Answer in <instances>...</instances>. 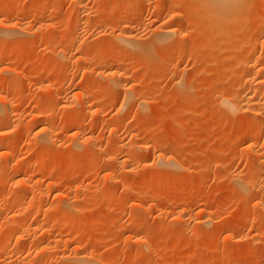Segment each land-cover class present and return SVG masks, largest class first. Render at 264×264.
<instances>
[{
  "label": "rangeland",
  "instance_id": "rangeland-1",
  "mask_svg": "<svg viewBox=\"0 0 264 264\" xmlns=\"http://www.w3.org/2000/svg\"><path fill=\"white\" fill-rule=\"evenodd\" d=\"M73 2L0 0V20L15 14L13 22L1 26L0 32L7 33L14 27L24 29L13 39L0 41V82L8 85L17 80L21 91L0 88V94L15 96V111L19 114L11 128L0 129V144L5 148L11 144L16 151L0 160L2 189L14 187L22 163L27 164L31 170L28 177L35 182L29 196L38 202L37 209L39 204L38 214L35 207L29 211V220L40 230L39 234L32 233L35 246L49 239L54 245L49 254L55 253L52 258L31 254L28 262L74 264L66 257L77 253L83 259L90 256L89 261L86 258L77 264H238L233 259L223 263L224 249L230 247L236 252L246 246L251 256L244 264H264V247L259 249L260 241L264 242V203L259 206L252 201L245 187L235 182L236 175H247L251 166H256L262 169L257 182L264 185V159L258 164L242 139L243 132L254 131L251 140L264 158V119L248 113L231 115L217 103L223 93L219 89L224 84L227 87L225 82L234 76L239 78L237 83V77L231 78L229 88L240 80L236 58L225 59L232 47L241 49L237 50L240 53L242 48L238 46L242 41L245 44L246 39H239L235 33L237 23L231 24L232 34H220L223 41L216 42L223 62L226 60L221 85V81L216 82L214 64L197 26L172 20L173 15L186 9V0H84L86 11L79 28L72 25ZM245 4H240L245 10L238 11L244 23L261 3L249 0ZM176 25H183L184 36L173 33L167 38V43L173 45L164 53L166 42H158L157 37L163 29L172 31ZM39 26L43 27L41 39H36L32 31ZM123 32L130 33L140 47L133 50L118 40ZM51 35L56 40L49 43ZM13 45L16 49L8 55L6 51ZM110 53L115 59L101 64ZM120 70L124 78L118 75ZM212 76L216 79L211 80ZM39 111L55 114L54 118L45 115L43 126L32 129L26 141H10L13 128L15 134L19 133ZM75 114L82 135L91 136L98 149L76 154V130H71ZM44 129L50 131L46 134ZM50 137L59 140L60 145L55 149L56 158L46 161ZM9 198L0 194L1 203L9 202ZM66 199L72 201L64 202ZM150 201L155 202L153 206ZM60 203H65L62 208L70 205L75 210L71 215L58 211ZM52 206L56 210L47 212ZM61 211L66 218L69 216L67 222L76 221V227L62 224L43 236L40 226H50ZM180 216L183 223H179ZM204 218L208 224L202 223ZM66 233L73 235L68 241L71 246L62 249L64 244L55 240ZM78 237L83 248L75 251ZM173 238L184 239L187 245H168Z\"/></svg>",
  "mask_w": 264,
  "mask_h": 264
},
{
  "label": "bare ground",
  "instance_id": "bare-ground-1",
  "mask_svg": "<svg viewBox=\"0 0 264 264\" xmlns=\"http://www.w3.org/2000/svg\"><path fill=\"white\" fill-rule=\"evenodd\" d=\"M74 1L73 3V8H74V12H75V19L73 20L74 22L72 23L73 26H75V28H79L80 26H82L80 24L82 17H84V14L86 11L85 10V3L84 0H72ZM188 6L186 7V9H183V11L180 13H177L175 15L172 16V20L174 21H179L180 23L183 22H189L190 24H195L194 26L197 29V32L199 31V33H201L203 39V42L206 43V49L207 52L209 54H207L208 56L210 55L211 57H209L211 59V62L214 64V69L213 72L215 71L214 74H217V79L215 77L212 76L213 80L214 78L216 79V82H222L221 85H223V81H222V77L223 74L225 73L223 70V63L227 60H232L235 59L236 61V65L239 67L240 71L236 72L231 71L230 73L232 74L233 72H236V74L239 73L240 76V80L239 83L236 85H229L228 88V84L230 83V81L233 79L229 78V82H225L227 84V87L222 86L223 88L219 89V91L221 92L223 90V93L221 92L220 95H222L218 100L217 103H219V105L225 107V110L231 114V115H236L237 113H248V115H250L251 117H258L261 118L262 120L264 119V80H263V75H264V0H259V2L261 3L259 7H256L253 12L252 15L247 19V21H245V23L242 21L241 19V14H239V10L243 9L242 7L240 8V6L245 3H247V1L249 0H186ZM251 1V0H250ZM21 2V0H20ZM243 3V4H242ZM241 4V5H240ZM22 5V4H21ZM20 6V5H19ZM18 7V4H17ZM246 7V4H245ZM183 8V7H182ZM16 10V9H15ZM245 10V9H243ZM16 12V11H15ZM84 12V14H83ZM190 12V15H187V13ZM175 13V12H174ZM244 14V12H242ZM189 14V13H188ZM14 13L11 14L7 19H2L0 20V29L1 26L7 24V23H11V21L13 22V18H14ZM83 15V16H82ZM87 15V14H86ZM258 18V20L255 22L254 18ZM189 16V17H188ZM244 17V16H243ZM235 22L237 23V26L235 25V33L237 35V37L240 39L242 38V40H244V38L246 39L245 44H243L242 41V45L238 46L240 48H242V53H237L241 50V49H236L234 47H232V51L227 55V57L225 58L226 60L223 62L224 58L222 59L221 54H219V47L217 46L216 42L218 41H223V38H220V34L221 35H228L231 33L233 28L231 26V24H235ZM82 23V22H81ZM186 23V24H187ZM128 24V23H127ZM176 24V23H175ZM18 25V24H17ZM16 25V26H17ZM131 25V24H130ZM19 26V25H18ZM43 26L44 23H43ZM177 27L174 28V30L172 29V31L170 30H162L160 31L157 40L159 42V40H161L164 43V53H167L168 49L171 48V45L173 44H169L167 43V38L170 39L169 37H172V34L174 33H179L182 34L184 32V28L182 29L180 26L183 25H176ZM179 26V27H178ZM187 26V25H185ZM125 27V26H124ZM192 27V28H195ZM127 28V27H126ZM232 28V29H231ZM32 29V28H31ZM43 27L39 26L36 30L34 29V31H32L34 37L36 39H38L40 37L41 31H42ZM4 30V29H2ZM10 30V29H9ZM128 30V29H127ZM187 30V29H186ZM7 31V30H6ZM31 31V30H30ZM159 31V30H158ZM194 31V29L192 30ZM24 32V29L22 27H14L12 28L10 31H8L7 33H3L0 32V41H7V37L13 39L15 37V35H19L22 34ZM196 32V31H195ZM126 35H120V37H117L118 40L122 41L123 44H127L129 45V47L131 46V48H135V46L138 48V43L135 41V38H133L131 35L129 36V34H127L128 32H123ZM198 33V34H199ZM31 34V33H30ZM218 34V36H216ZM232 34V33H231ZM56 35V34H55ZM55 35H51L50 37L47 38V42L52 43L55 42L56 38ZM12 36H14L12 38ZM182 36H184L182 34ZM58 38V37H57ZM183 38V37H182ZM41 39V37H40ZM182 40V39H181ZM156 41V40H155ZM189 41V40H188ZM137 44H136V43ZM202 42V43H203ZM2 43V42H1ZM9 43V42H8ZM14 43V42H13ZM75 43V42H74ZM209 43V44H208ZM233 42L229 43L230 45ZM161 44V43H158ZM157 44V45H158ZM219 44V43H218ZM17 45V44H16ZM16 45L11 46L8 48V50L6 51L9 54L13 53V51H15L16 49ZM153 46H155L154 44H152ZM150 45V46H152ZM178 45V44H176ZM204 45V43H203ZM239 45V44H238ZM244 45V46H243ZM126 46V45H125ZM149 46V47H150ZM237 46V45H235ZM260 46V48H259ZM140 47V46H139ZM148 47V48H149ZM156 47V46H155ZM154 47V48H155ZM158 47V46H157ZM194 47V46H193ZM192 47V48H193ZM197 47V46H196ZM205 46H203L204 48ZM123 48V47H122ZM121 48V49H122ZM136 48V50H137ZM147 48V50H148ZM140 49V48H139ZM191 49V47H190ZM199 49V48H198ZM231 49V47L229 48ZM124 50V48H123ZM134 50V49H133ZM141 50V49H140ZM149 50H151L149 48ZM148 50V52H149ZM156 50V48L154 49ZM227 50V49H226ZM259 50V51H258ZM143 51H145L143 49ZM90 52V51H89ZM136 52V51H135ZM138 52V51H137ZM147 52V51H146ZM154 52V51H153ZM204 52V53H207ZM6 53V54H7ZM61 53V52H60ZM63 53V52H62ZM61 53V54H62ZM150 53V52H149ZM259 53V55L257 54ZM153 54V53H152ZM151 54V55H152ZM196 54V53H195ZM225 54V53H222ZM65 55V54H64ZM147 55V54H146ZM197 55V54H196ZM150 56V55H147ZM213 56V59H212ZM151 57V56H150ZM206 57V56H205ZM190 58V57H189ZM193 58V56H192ZM201 58V57H200ZM230 58V59H229ZM113 59H115V54L114 53H110L108 56L106 55L102 60H101V64L106 63V62H110ZM178 60V59H177ZM196 60V59H195ZM199 60V59H198ZM234 61V60H233ZM231 61V62H233ZM228 62V61H227ZM131 63V62H130ZM138 63V62H137ZM210 63V62H209ZM235 63V62H233ZM207 65V64H206ZM210 65V64H209ZM132 66V65H131ZM124 67V66H123ZM175 68V67H174ZM212 68V67H211ZM233 67L229 68L232 69ZM59 69V68H58ZM147 69V68H146ZM121 71V72H120ZM119 71V76L121 78H124L125 74L122 72V70ZM136 71V70H135ZM16 72V71H15ZM23 72V71H22ZM229 72V70H228ZM58 73V72H57ZM49 74V73H48ZM56 74V73H55ZM230 74V75H231ZM235 74V75H236ZM258 74V75H256ZM227 75V74H226ZM234 75V74H232ZM231 75V76H232ZM216 76V75H215ZM182 78V77H181ZM211 78V77H210ZM226 78V77H225ZM14 79V78H13ZM20 79V78H18ZM231 79V80H230ZM236 80L239 79L238 77L235 78ZM16 80V79H15ZM14 80V81H15ZM184 80V79H183ZM225 80V79H224ZM17 81V80H16ZM12 81V83H9L7 85V82L3 85L0 82V88H6L7 90H13L17 92L19 91V85L17 87V82ZM11 82V79H10ZM183 82V81H182ZM220 82V83H221ZM238 82V80L236 81V83ZM235 83V82H233ZM213 84V83H212ZM216 84V83H215ZM16 85V86H15ZM121 86V85H120ZM234 86V87H233ZM217 87L220 88L217 84ZM216 88V87H215ZM217 88V89H218ZM216 89V90H217ZM22 90V89H21ZM21 92V91H19ZM23 92V91H22ZM217 92V91H216ZM1 93V92H0ZM219 95V96H220ZM23 96V93H22ZM192 96V95H191ZM15 96H11V95H5V93L2 92V94H0V103L2 104V107L0 105V129L2 131H7L9 129V127L11 128V126L14 123V118L19 115L17 114V112L15 111V106L17 104V101L15 102ZM76 97V96H75ZM90 97V96H89ZM19 99V98H18ZM16 99V100H18ZM23 98H20V100ZM23 101V100H22ZM39 101V100H38ZM75 101V100H74ZM73 101V102H74ZM128 101V100H127ZM126 101V104H127ZM132 101V100H131ZM50 104V102H49ZM62 104V103H61ZM124 104V103H123ZM80 106V105H79ZM86 106V104H85ZM83 107L84 110L86 109V107ZM18 107V106H17ZM90 109V107H89ZM83 110V111H84ZM88 110V109H87ZM91 111V110H90ZM75 113V112H73ZM49 113H47V111H39L37 112L32 119H30L29 121L26 122L25 126H22V130L19 131V133L15 134L13 131L15 130L13 128V134L11 131V139L10 141H14L15 142H19V141H23L25 140V138H27V136H29V132L32 129H36L37 127L39 128V126L42 124V121L44 120L45 115H48ZM51 114V113H50ZM54 115H48L54 118ZM79 115V114H78ZM57 116V115H56ZM55 116V117H56ZM70 116V115H69ZM74 116V115H73ZM47 117V118H48ZM78 116L75 114L74 116V120H73V128L71 129L72 131H74L73 129L76 130V132H74L75 134V140H74V148L76 149V154L80 153V152H87V151H91L90 149L93 148H97V145L95 143H93L92 138H89L91 136H83L81 133V127L79 125V122H77V120L79 121V119H77ZM138 119V118H137ZM21 120V119H20ZM50 120V119H49ZM139 120V119H138ZM137 120V121H138ZM252 120V119H251ZM247 122V121H246ZM253 123V122H252ZM15 124V123H14ZM250 125V123L248 124ZM21 126V125H20ZM43 126V124H42ZM45 126V123H44ZM17 127V126H16ZM52 127V126H51ZM114 127V126H113ZM257 127V126H256ZM43 128V127H42ZM48 128V127H47ZM53 129H55L54 127H52ZM64 128V127H63ZM115 128V127H114ZM153 128V127H152ZM244 128V127H243ZM249 128V127H248ZM7 129V130H6ZM40 129V128H39ZM51 129V128H50ZM245 129V128H244ZM243 129V130H244ZM259 129V128H258ZM12 130V129H11ZM47 132H49L50 130L48 129H44ZM43 130V131H44ZM52 130V129H51ZM254 130V128H253ZM1 131V132H2ZM45 131L42 132L45 134ZM70 131V130H69ZM262 131V130H260ZM68 132V131H67ZM71 132V131H70ZM163 132V131H162ZM161 132V133H162ZM257 132V131H256ZM255 132L254 131H250L249 129L245 132H243V143L246 145V149L249 152H252L255 154V158L258 161V164L261 163L262 164V159L263 158V153L262 150L260 148H258V146H256L251 140V137L254 136ZM260 133V132H259ZM9 134V133H8ZM134 134V133H133ZM261 134V133H260ZM7 135V134H6ZM49 135V134H48ZM82 135V136H81ZM3 135H1V138ZM5 136V134H4ZM50 136V135H49ZM135 135H132V138H134ZM241 137H242V133H241ZM29 138V137H28ZM27 138V139H28ZM43 138V137H42ZM41 138V139H42ZM253 138V137H252ZM26 139V140H27ZM1 140V139H0ZM25 140V141H26ZM38 140V139H37ZM44 140V139H43ZM46 140V139H45ZM51 145V149L50 152L47 153L48 151H46L47 154H45V160L46 161H51L52 159L56 158V152L55 149L58 148V146L60 145V141L59 140H54L53 138H48L47 139ZM24 141V142H25ZM29 141V140H28ZM132 141V140H131ZM241 141V139H240ZM39 142V140L37 141ZM88 142L89 145L87 144ZM3 143V142H2ZM12 143V142H11ZM62 143V142H61ZM40 144V143H38ZM95 144V147H89L90 145ZM36 145V144H35ZM8 146V145H7ZM13 146V145H12ZM0 148L3 149L2 153L0 154V160H2L4 157L11 155L12 153H14V149L11 147H4L3 145L0 144ZM245 148V147H244ZM17 149V148H16ZM48 149V148H47ZM46 149V150H47ZM98 149V148H97ZM100 149V148H99ZM245 149V150H246ZM14 150V151H13ZM101 150V149H100ZM153 150V149H152ZM74 151V150H73ZM16 152V151H15ZM31 152V151H30ZM33 152V151H32ZM94 152V150H93ZM99 152V151H98ZM34 153V152H33ZM89 153V152H88ZM94 153H97L96 151ZM32 154V153H31ZM39 154V153H38ZM81 154V153H80ZM91 154V152H90ZM14 155V154H13ZM37 155V154H36ZM83 155V154H82ZM29 156V155H28ZM31 156V155H30ZM34 157V155H32ZM32 156L30 158H32ZM76 156V155H75ZM73 157L71 156L70 159H72ZM76 158V157H75ZM78 158V157H77ZM163 159V158H162ZM170 159V158H169ZM247 159V158H246ZM73 160V159H72ZM71 160V161H72ZM167 160V159H166ZM243 160V159H242ZM74 161V160H73ZM162 161V160H161ZM1 163V162H0ZM168 163V162H167ZM173 163V162H171ZM257 163V162H256ZM23 166L20 167V171L18 172V174L16 175L17 178V182L16 185L10 189H2V180H3V176L4 174H2L0 172V194L1 195H8L9 198V202H0V264H34V263H30L28 262L27 256L31 255V254H36V256L41 255L42 256H46L49 255V252L51 251L52 247V242L49 243V239L46 243L41 244L40 246H35V240L33 238L34 235H32L33 231L36 232L37 234H39L40 230H38V227H36L35 224L31 223L32 221H30L29 219L31 218V216L29 217L30 212L32 211L31 209H33L34 207L36 208V211L39 210V204H38V209H37V203L34 199H31L32 196H29L31 194L32 191H34V184L35 182H32L33 180L30 179L28 177L29 172L28 171V166L27 164L25 165L24 163H22ZM21 165V164H20ZM170 165V164H168ZM253 165H257V164H253ZM260 166V165H259ZM32 167V166H31ZM30 167V168H31ZM252 168V169H251ZM249 173L247 175H236L237 181H235L238 185L241 187H245L246 189V193L251 196L252 201H257V204L260 206V204L264 203V185H262V183H259V181L257 182V178L258 180L262 177V169L261 167H257L256 166L253 167L251 166ZM260 168V169H258ZM16 173V171H15ZM41 174V173H40ZM37 175V174H36ZM14 176V175H13ZM259 176V177H257ZM10 177V176H9ZM35 177V176H34ZM85 177V176H84ZM14 178V179H16ZM32 178V177H31ZM79 178V176H78ZM83 178V177H82ZM13 179V178H12ZM10 179V180H12ZM9 180V178H8ZM10 182V181H9ZM14 182V181H13ZM87 183V182H86ZM90 183V182H89ZM38 184V183H37ZM100 184V183H99ZM40 185V184H39ZM100 186V185H99ZM8 187V186H7ZM36 188V187H35ZM40 188V187H38ZM43 188V187H41ZM40 188V190H41ZM240 190V189H239ZM242 190V189H241ZM66 193V192H65ZM41 194V193H40ZM69 194V193H68ZM90 195V194H89ZM89 195H86L87 197H89ZM43 196V195H42ZM85 196V197H86ZM249 196V197H250ZM31 197V198H30ZM59 197V195H58ZM29 198L31 199L29 201ZM36 198V197H34ZM39 198V197H38ZM37 198V199H38ZM57 198V197H56ZM91 197H89L90 199ZM158 198V197H157ZM160 198V197H159ZM156 199V198H155ZM8 200V199H7ZM59 200V199H58ZM70 201V199H68ZM67 199L64 200V202L68 201ZM72 201V200H71ZM70 201V202H71ZM40 203V202H39ZM69 203V202H67ZM66 203V204H67ZM155 202H151L149 203L150 206H153ZM253 203V202H252ZM251 203V204H252ZM55 204V203H54ZM61 206L58 204H56L57 206H59L60 208H57V210L59 211L62 210L65 214L71 215V210H73L74 208H72V206L70 205H65L66 207L62 208V204L65 203H60ZM256 204V205H257ZM56 205H53L54 207ZM72 205V203H71ZM264 205V204H263ZM53 206L49 209H46L47 212L48 210H50L49 212H51V209L53 208ZM258 206V207H259ZM41 207V206H40ZM252 208H255L253 206H251ZM250 207V208H251ZM263 207V206H261ZM249 208V209H250ZM54 209V208H53ZM52 209V210H53ZM86 211L89 209L85 208ZM263 209V208H262ZM35 210V209H34ZM42 210V209H41ZM45 210V209H43ZM45 210V211H46ZM56 210V208L54 209ZM75 210V209H74ZM78 210V209H76ZM252 210V209H251ZM255 210V209H254ZM35 211V212H36ZM57 211V213H58ZM60 212L59 214L63 213ZM79 211V210H78ZM258 211V210H257ZM34 212V213H35ZM42 212V211H41ZM40 212V213H41ZM76 212V211H75ZM75 212L74 215H75ZM252 212V211H251ZM46 213V212H45ZM63 213V217L66 218L65 214ZM72 213V216H74ZM77 213V212H76ZM256 213V212H255ZM258 213V212H257ZM38 214V211H37ZM61 217V215H59ZM254 214V211H253ZM257 215V214H256ZM57 216V217H58ZM55 218L56 220H53L50 226L48 225H43V227L40 226L41 228V233L42 235H46L47 233H51V230H53L55 227H60V225L63 224H69V226L71 227H76L74 226V224H76L74 221V219H70L67 220V218L69 216H67L66 220L64 221L63 217L62 220L61 218ZM182 216H180V220L179 223H183L182 221ZM184 217V215H183ZM34 218V217H33ZM75 218V217H74ZM186 218V217H185ZM183 218V219H185ZM39 220V219H38ZM254 221V220H253ZM231 222V221H230ZM248 222V221H247ZM250 222V221H249ZM203 224H208L209 220L208 219H203L202 221ZM229 223V222H228ZM38 224V223H37ZM246 224V223H245ZM39 225V224H38ZM35 226V227H34ZM67 228H70V227ZM248 226V225H247ZM229 227V226H228ZM36 228V229H35ZM39 228V229H40ZM62 228V227H61ZM248 228V227H247ZM164 229V228H163ZM61 230V229H60ZM161 231V230H160ZM163 232V231H162ZM81 233V232H80ZM36 234V235H37ZM64 235V233H62ZM60 234V235H62ZM67 234V233H66ZM75 235V232L73 233ZM160 234V233H159ZM73 235H71V233H68L67 235H65L64 237L61 238V236L59 237V239H56V242H59L60 244H64L63 246H60L61 248L69 245L70 243V239ZM77 236V235H76ZM82 235H80L81 237ZM168 236V235H167ZM58 237V236H57ZM207 237V236H206ZM16 238V239H15ZM79 238V237H78ZM215 238V237H214ZM51 239V238H50ZM53 239V238H52ZM55 239V238H54ZM169 239V238H168ZM15 240V241H14ZM193 241V239H190ZM218 240V239H217ZM258 240V239H257ZM69 241V243H68ZM166 242V241H165ZM164 242V243H165ZM41 243V242H40ZM39 243V244H40ZM76 243V242H75ZM186 241L178 239V238H173L167 241V244H179L181 245H187L185 244ZM256 243V242H255ZM61 244V245H62ZM77 244V243H76ZM190 244V243H189ZM56 245V244H55ZM31 246V247H30ZM58 246V247H59ZM71 246V244L69 245ZM77 246V245H76ZM59 247V248H60ZM182 247V246H181ZM260 247L259 249H262V247H264V242L260 241ZM57 248V247H56ZM62 248V249H63ZM67 249V247H65ZM82 243H81V239H78V247L77 249L75 248V251H80V249H82ZM259 249H257V251H259ZM57 250L60 251V249L57 248ZM56 250V251H57ZM55 251V252H56ZM65 251V250H64ZM57 253H59L57 251ZM56 253V255H57ZM66 253V252H65ZM76 253V252H75ZM53 254L55 253H51V255L53 256ZM74 254V252H73ZM194 254V253H193ZM72 255V254H71ZM44 256V257H45ZM52 256H50L52 258ZM67 255L66 260H69L74 262V264L76 262H84L86 260V258L89 261L90 256L86 257L83 259L82 256H78V254L76 253L75 256H69ZM251 253L249 251L246 250V246H242L240 247L239 250H237L235 252V250H233L230 247H227L226 249H224V258H223V263H225V260H229V259H233L234 261H237L238 264H244L248 261V259L250 258ZM55 257V256H54ZM57 257V256H56ZM65 259V257H64ZM94 259V258H93ZM96 259V258H95ZM91 262V260H90ZM39 264V263H38ZM41 264V263H40ZM77 264V263H76ZM164 264H170L168 261H166Z\"/></svg>",
  "mask_w": 264,
  "mask_h": 264
}]
</instances>
